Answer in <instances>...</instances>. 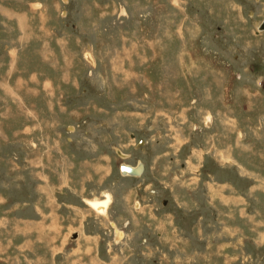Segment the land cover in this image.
<instances>
[{"label": "rangeland", "instance_id": "1", "mask_svg": "<svg viewBox=\"0 0 264 264\" xmlns=\"http://www.w3.org/2000/svg\"><path fill=\"white\" fill-rule=\"evenodd\" d=\"M263 18L0 0V264H264Z\"/></svg>", "mask_w": 264, "mask_h": 264}, {"label": "water", "instance_id": "2", "mask_svg": "<svg viewBox=\"0 0 264 264\" xmlns=\"http://www.w3.org/2000/svg\"><path fill=\"white\" fill-rule=\"evenodd\" d=\"M260 30H264V20L258 26V31ZM118 154L119 156L128 157V155L125 153L119 152ZM120 169L123 175L141 176L144 171V163L142 161H139L135 166L127 163H122Z\"/></svg>", "mask_w": 264, "mask_h": 264}, {"label": "bare ground", "instance_id": "3", "mask_svg": "<svg viewBox=\"0 0 264 264\" xmlns=\"http://www.w3.org/2000/svg\"><path fill=\"white\" fill-rule=\"evenodd\" d=\"M260 31H263V30H260ZM124 176H127V175H124ZM110 197L111 196L108 195L107 197L108 200L106 199V200L95 201V202H90V203L95 207V209L98 210V212H105L107 207L109 206Z\"/></svg>", "mask_w": 264, "mask_h": 264}, {"label": "crops", "instance_id": "4", "mask_svg": "<svg viewBox=\"0 0 264 264\" xmlns=\"http://www.w3.org/2000/svg\"><path fill=\"white\" fill-rule=\"evenodd\" d=\"M263 19H264V18H263ZM263 19H262V20H263ZM262 20H261V22H262ZM91 263L94 264L95 262L91 261ZM95 264H96V263H95Z\"/></svg>", "mask_w": 264, "mask_h": 264}]
</instances>
